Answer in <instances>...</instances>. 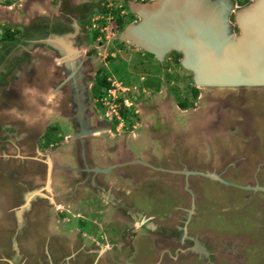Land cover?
Here are the masks:
<instances>
[{
	"label": "rangeland",
	"instance_id": "374dc122",
	"mask_svg": "<svg viewBox=\"0 0 264 264\" xmlns=\"http://www.w3.org/2000/svg\"><path fill=\"white\" fill-rule=\"evenodd\" d=\"M233 1L236 7H242L251 0ZM76 3H78L76 6L87 5L86 9L89 10L90 15L89 21L86 18L85 25L83 24V27L79 28L83 34L81 32L78 35L74 33L73 37L77 35L75 39L73 37L65 39L68 42L72 41L73 46H75L74 42L76 44L79 43L80 48L81 44H85L83 45L85 48L83 51H88V63L83 67L84 70L81 73L84 74L87 85L89 83L90 85L95 83L97 85L95 78L99 76L98 73H102L118 83L124 79L127 86L137 95H140L142 90L141 74L145 71H151L157 75L162 65L155 59L148 57L145 51L131 45L128 46L125 41L120 40V34L126 25L130 22L138 21V17L129 11L128 6L124 5V0H76ZM0 5L11 7L10 10H0V52H2L6 50L5 46L7 47L17 41L20 33L18 31H25V26L30 25V21L34 19L32 17L35 14L33 8H49L44 13L39 14L43 15V19H53L51 15L54 18L57 17L62 1L10 0L7 2L6 0H0ZM50 9L52 13H48ZM84 12L85 10H79L80 14ZM61 16L62 14L58 17ZM118 17L121 18L124 28L118 23ZM230 21L235 29L234 13L230 16ZM235 32L238 33L237 30ZM79 40L85 43L78 42ZM22 45L20 55L27 53L24 56H27L26 58L30 61V46L27 44ZM115 52L119 56L113 59L110 55L111 53L115 54ZM179 57H181V53H170L165 58V67L167 69L171 68V74L168 76L169 82L166 83L167 85L161 82L164 87L155 96V100H152V95L149 98L150 100L148 98L147 100L152 104L157 101L163 105L183 102L184 107L190 104L189 111L193 112L196 109L194 119L191 120L193 123L190 124L195 131L202 126V121L200 120L204 121L206 116L209 115L208 112L213 110L212 116L214 115L213 118L215 120H217L216 116L220 118L223 116L222 120L224 121L220 122L223 128L218 129L219 131H228L232 136L237 135L241 140H246L242 147L239 146V143H236V147H234V144L230 145L229 139L223 135L219 136L216 134L215 138L204 146L205 140H203L197 146L199 149L209 146H207L208 152L199 151L205 159L213 156L214 163L212 164L217 166L219 165L217 159L219 160L221 156L222 159L224 157V154L218 155V149L220 152L222 146H229V154L226 156L232 160L247 151L245 148L253 144L250 143L251 138L264 140V87L245 88L242 97H235L238 88L214 89L201 87L199 90L201 97L197 99L192 96L193 87L191 85L195 84L192 73L176 61ZM132 63L135 64V72L137 74L132 73L129 75L130 77L124 75L127 71L126 69L131 68ZM11 78L15 79L16 75L11 76ZM151 80L144 83L151 92H155L157 89V87L155 88V79L151 78ZM173 82H179L177 89L171 87ZM97 86L99 88V85ZM121 86H125V84H121ZM112 89L118 95L119 89H114V87ZM88 91H90L89 88L87 89ZM10 93H13V90L8 88L6 94L9 95ZM225 95H229L227 100ZM55 96L53 94L51 98ZM98 96L97 92L94 91V95L92 94L91 97H88V101L91 99V102L94 103V101L99 100ZM0 98H6L1 90ZM240 98H243L242 102ZM106 101L109 102L108 105L111 103L108 96H106ZM195 103L197 104L196 107H194ZM112 109L113 107L107 109L110 115L113 114ZM6 111L7 109L4 112ZM56 112L53 115L57 116ZM176 114L179 119L178 110H176ZM189 115V112L181 114L184 123H186L185 117H189ZM155 116L162 117V114L157 113ZM2 117L4 119L5 114ZM163 120L166 121L164 118ZM64 124L67 127L64 130L65 133L70 134L72 132L70 123L67 121ZM210 126L204 127V131H209ZM61 145L66 148L67 142H65V139L62 144L58 143L55 145L57 147L55 149L56 153L62 151ZM159 145L156 147L157 150ZM258 147L254 160L264 155V145ZM211 148L214 152H211ZM159 150L162 152L161 148ZM224 159L227 160L226 157ZM166 162L162 158L161 163ZM2 163L0 158V170H4ZM174 163L172 160V164ZM199 163L201 162L195 159L194 156L184 158L183 161L185 166L189 164L200 167L201 164ZM5 165L12 166L11 170L16 165V161L8 162ZM202 167L205 166L203 165ZM251 170L249 172L248 170H241L239 173L225 172L228 175L224 177L235 182L242 181L243 184L247 180L252 179L253 169ZM255 174L260 180L259 184L264 185V167L260 171L256 170ZM170 177H173L170 178L173 182L179 184V176ZM143 179H145L144 175ZM138 180L140 181L139 178ZM187 181V187L195 191L196 207L190 221L186 225L188 230L186 233L188 236L196 237L199 249H202L203 252L206 251L207 255L203 254L199 257L200 259L197 257V255L199 256L198 253L188 250L192 239H189L191 242L188 243L186 241L188 238H184L183 240L186 242H183L181 247L176 246L175 238L181 234L182 227L185 226L188 215L187 209L190 208V199L189 196L185 197L186 194L183 192L184 196H182L180 203V199H176L175 195L171 194L174 189L166 184L170 180L165 179L157 182L158 185L157 183L155 184V191L153 192L150 191V187L155 182H137L134 184V191L131 190L129 196H126L136 206L134 210L130 211L131 214L123 210L121 212L111 211L103 219L102 217L98 219L93 214L87 215V225L82 227L80 223L79 228V218L75 217V214L81 213V210L75 209L73 205H69L70 203H64L61 205L62 208H60L63 211H66V209L71 211V213L62 214L66 219H59L54 214L57 212L56 209L51 211L52 215H55V219L50 221L49 219L41 220V217L40 220L43 223L45 222L44 225H46V228H44L35 225L34 222L38 219L34 214L29 215L28 212L22 215L19 214L23 211V207L19 206V201L13 202L9 198L4 199L7 194L2 195L0 192V264H56L57 262H60V264H66L67 262L68 264H155L157 262V264H264V226L259 225L257 222L260 220L257 219L259 217L257 214L264 212V191H256L254 194L257 198L253 199L251 196H247L251 194L247 191L227 189L224 186L217 185V183L211 184L202 179H199L201 182L198 185L190 182V176ZM193 181L196 182L195 179ZM162 182H165V184ZM12 186H15V184L14 182L10 183L9 173L6 177L0 175L1 190L6 189L5 193L10 192L11 195H14L12 194ZM159 187L166 188L164 189L165 192L159 193V190H157ZM14 190H17L16 187H14ZM168 195H172V197H169V199ZM152 197L155 200H151ZM91 198L95 200V194ZM141 210L146 211V215H143V213L139 215L138 212ZM151 216H155V219H152ZM137 223L139 225H136ZM23 233L27 234V236H32L31 239H34L33 245H29L31 240L29 241L28 239L23 242L17 237V235L20 236ZM85 233L88 236H85ZM55 236L56 238H54ZM180 236L178 239L181 238ZM77 244L82 245L80 257H76L80 254L75 252ZM164 244L167 247H160V245ZM175 247L182 248L183 251H180L179 248L175 251ZM101 253L103 254L102 257H100Z\"/></svg>",
	"mask_w": 264,
	"mask_h": 264
},
{
	"label": "flooded vegetation",
	"instance_id": "af4514ba",
	"mask_svg": "<svg viewBox=\"0 0 264 264\" xmlns=\"http://www.w3.org/2000/svg\"><path fill=\"white\" fill-rule=\"evenodd\" d=\"M60 1H62V5L58 9L59 13L57 17H55L56 19L53 15H51L53 19H43V15L41 16V14H39L44 13L49 8H33L35 14L32 17L34 19L30 21V25L25 26V31H20L15 43L7 47L5 46L4 48L6 50L0 52V90L3 96L6 97L5 99L0 98V158L4 165V170H0V175L6 177L9 173L10 183L14 182L15 184V186L11 187L12 194L14 195H11L10 192L5 193L6 189H0V192L2 195L7 194L4 196V199L9 198V200L13 202L19 201V206L23 207V211L19 214L22 215L27 212L29 215L34 214L38 219L34 222L35 225L46 228V225H44L45 222L43 223L41 220L49 219L50 221L55 219V215L58 216L59 219H66L62 214L67 212L71 213V211L69 209L63 211V209L61 210L60 208H62V204L70 203L69 205H73L75 209L78 208L81 210V213L75 214V217L79 218L78 228L80 227V223L82 227H85L87 225V215L93 214L98 219H101V217L103 219L106 214L111 211L121 212L123 210L131 214L130 211L134 210L136 206L133 205L132 201L127 199L126 196H129L131 190L134 191V184L137 182H155L151 184L150 187V191L153 192L155 191V184L165 179L170 180V182L166 183L168 187L174 189V192L171 194L175 195L174 197H176V199H180L181 203L182 196H184L183 192H185L187 195H185V197L189 196L191 205L195 191L191 188L187 189L186 183L189 177L186 179V175L182 172L184 170H210L222 172V176L225 178L228 175L225 174V172L239 173L241 170H248L249 172L253 169L252 179L247 180L243 184L242 181L235 182L228 178L225 179L239 185L254 186L256 184L255 171H260L262 167H264V155L257 160H254V158L257 149H259L258 146L264 145V140L251 138L250 143H253L251 144L252 147H246V152L241 153L232 160L228 159L229 157L226 156L229 154V146H222L220 152L218 149V155L221 156L224 154V157L222 159L221 156L219 160L217 159L219 165L216 166L212 164L214 163L213 156L206 157L205 159V157L200 154L201 152L199 153V151L203 153L208 152L207 148L209 147L207 145L208 147L206 146L199 149L197 146L199 142L205 140L204 146L210 143L211 140L215 138L216 134L219 136H226L229 139L230 145L234 144V147H236V143H239V146L242 147L243 143L246 141L244 139L241 140L237 135H233V137L228 131L221 132L218 130L223 128L221 124L224 121L222 120L223 116L222 118L216 116L217 120H215L213 118L214 115L212 116L213 110L209 111V115L206 116L205 120H200L202 121V126L198 127L196 131L193 130L194 128L188 127L183 131L181 139L179 138L181 137L182 131L180 132L179 130L182 129H180L175 116L170 117L176 124L173 127L170 123H165L163 115L162 117L155 116L157 113L162 114L161 110H159L160 104L157 101L152 104L147 99L142 98L145 96L143 94L144 92L148 94L147 96L149 98L151 95L155 94L149 90V87L146 86L144 82L154 78L155 88L157 87L156 92L160 93L162 87H164L161 82L165 84L169 82L168 76L171 74V68L167 69L164 65V61V63L160 62L162 67L158 72L159 74H153L151 71H145L141 74L140 80L142 82V90L140 91V95L132 91L124 82V79L121 80L119 84L117 81H113L110 77L102 73H98L99 76L95 78L97 80V85H99L103 79L107 80V85L99 88L96 83L91 85L89 83V85H87L84 74L82 73V82L87 85V89H90V91L87 92L88 97H91L92 94L94 95V91H96L97 95H99V100L96 102L94 101V103L91 102V99L88 101V113L90 117L88 125H84L87 129L93 130L94 132L76 137V133L80 132V126L74 111L76 107L73 99L75 98L74 86L71 82L62 85L60 88L58 86L72 71V66L71 62L65 59L64 55L66 53H62V50L65 51V49L61 46V43L57 42V36L66 38L67 34H80V29L83 27V24L85 25L86 18H88L89 21L90 15L88 12L89 10L86 9L87 5L76 6V4H78L76 0ZM79 10H85V12L80 14ZM48 13H52V10L50 9ZM127 13L129 12L127 11ZM60 14H62V16L58 17ZM77 29H79V31H77ZM235 30H237L236 27ZM81 34H83V32H81ZM77 35H75V37ZM75 37L73 38L75 39ZM78 42L82 41L79 40ZM125 42L130 46L129 42ZM22 44L30 46V61L26 58L27 56H24L27 55V53H22V55H20L22 51L21 47H23ZM74 45V55H77H75V64L81 63L82 67H84L86 63H88V51H83L85 50L83 46L85 44H81V48L79 43L76 44L74 42ZM173 53L175 54L178 52L172 51L171 54ZM110 56L116 59L119 55L117 53H111ZM181 57L177 60L175 59L179 64H181ZM82 70L84 69L81 68V72ZM126 70L124 75L129 76L132 73L137 74L135 72L134 63H132L130 69L127 68ZM15 75V79L11 78V76ZM121 84H125V86H121ZM178 85L179 82H173L171 87L177 89ZM191 86L193 87L192 96L199 99L201 97L199 93L201 87L196 84H192ZM113 87L114 89H119L118 95L115 91L114 94L110 92V90H113ZM8 88L12 89L13 93L7 95L6 91ZM244 89L245 88H238L235 97H242L245 92ZM104 93H106L104 98L108 96L111 100L109 105V102L103 99L102 95H104ZM53 94L56 96L51 98ZM228 96L229 95H225L226 100ZM240 101L242 102L243 98H240ZM181 104H183V102H178L177 106L180 108V106H182ZM196 105L195 103L194 107H196ZM109 107H113V114L111 115L107 112ZM190 107V104H188L187 107L183 108L190 109ZM5 109H7L6 112H4ZM55 111H57V116L53 115ZM194 111H196V109H194ZM149 113H152L154 117L150 119ZM1 114H5L4 119ZM144 115L147 118H145ZM67 121L70 123L72 129L70 134H66L64 131L65 128H67L64 122ZM166 121H169V119ZM208 126H210V129L205 132L203 128ZM188 135L193 136L187 141L186 137H188ZM147 138L156 144V141H158L160 143L159 148H161L162 151L167 150L165 147L166 144H174V138H176L177 142L170 146V154L163 157L164 161H167L163 163L164 166L153 163V160L148 159L150 165L140 164L139 168L141 169L142 167L144 169L140 171L135 166L139 165V163L132 162L138 158H135L133 155L128 156L126 151H130L133 144L134 147H138V145H136L137 139H142L144 141V147L146 148L145 141ZM64 139L65 142H67L66 148L61 145L62 151L56 153L55 149L57 147H55V145L58 143L62 144ZM118 146H122L123 151L118 150ZM154 146H152V148ZM211 152H214L212 148ZM192 156L201 162L199 163L201 164L200 167L198 165L188 164V166H185L183 164L184 158H190ZM225 157L227 160L224 159ZM172 160L175 162L174 164H172ZM11 161H16V165L10 170L12 166L9 167L5 164ZM178 165L180 166L178 167ZM203 165L205 167H202ZM97 168H99V172H96ZM105 168L110 169L104 171L103 169ZM147 168L149 170H146ZM133 172H136L140 181L137 179V182H133L129 179ZM160 174H162L161 177H159ZM143 175L145 179H143ZM170 176H179V184L173 182L172 179H170L173 177ZM189 176L191 183L200 185L201 181H199V179H202L211 184L217 183V185L224 186L227 189H238L239 191L250 192L251 194L247 196H251L253 199L257 198L254 194L256 191L251 189L228 186L219 181L200 175L191 174ZM193 179H195L196 182H194ZM162 183L165 184V182ZM14 187L17 189V194ZM164 189L159 187L157 190H159V193H164ZM94 194L95 200L91 198ZM172 195H168V198L172 197ZM18 198L21 200H18ZM153 199L155 200L154 197H152L151 200ZM261 208L263 207L261 206ZM52 209L57 210V212L54 213L55 215H52ZM145 212L141 210L138 214L141 215L143 213V215H146ZM257 215H259L257 219H260L257 222L259 225L264 226V212H259ZM151 218L155 219V216H151ZM85 234V236H88L87 233ZM184 234L185 230L183 226L181 234L175 238L176 246L181 247L183 242H191V240L189 241L191 236H188L187 233L186 236H184ZM179 236L181 237L179 238L180 240L178 239ZM17 237L23 242L28 239L29 241L31 240L32 243L30 242L29 245H33L34 243V239H31L32 236H27L25 233L20 236L17 235ZM54 238H56V236ZM184 238L188 239L184 241ZM189 245L188 250L194 245L193 240ZM160 247L164 248L167 246L164 244L162 246L160 245ZM178 248L175 247L174 250L176 251ZM179 250L183 251L182 248H179ZM75 252L80 253L76 256L80 257L82 254V245L77 244ZM197 257L200 259L198 255ZM56 264H60V262ZM66 264H68V262Z\"/></svg>",
	"mask_w": 264,
	"mask_h": 264
},
{
	"label": "water",
	"instance_id": "95a60500",
	"mask_svg": "<svg viewBox=\"0 0 264 264\" xmlns=\"http://www.w3.org/2000/svg\"><path fill=\"white\" fill-rule=\"evenodd\" d=\"M129 11L138 17L130 22L120 34L121 41L144 50L146 55L163 62L172 51L181 53V65L193 74L194 83L214 89L264 87V0H251L247 5L236 7L233 0H151L145 3L129 0ZM234 13L236 28L230 21ZM74 34H67L66 38ZM58 37L65 51V59L71 62L72 71L58 86L71 82L74 86L77 121L80 132L76 137L93 133L84 125L89 123L87 85L82 82V64H75V49L72 41ZM78 51V49H77ZM77 56V55H76ZM133 163L150 165L142 159ZM99 168L96 169V172ZM110 168L103 169L104 171ZM189 175H200L253 191H264L259 184L239 185L222 176V172L210 170H184ZM187 187V183H186ZM188 189V187H187ZM193 196L186 225L194 213ZM194 245L189 248L199 257L206 254L198 247V239L191 237ZM207 255V254H206ZM158 263V262H157Z\"/></svg>",
	"mask_w": 264,
	"mask_h": 264
},
{
	"label": "crops",
	"instance_id": "0c3cea01",
	"mask_svg": "<svg viewBox=\"0 0 264 264\" xmlns=\"http://www.w3.org/2000/svg\"><path fill=\"white\" fill-rule=\"evenodd\" d=\"M11 9V7H8V6H5V5H0V10H10ZM141 50V49H140ZM115 53H117V52H115ZM153 93H155V94H153ZM152 94L154 95H152V100H155L154 98H155V96L158 94V92H153ZM144 95H145V93H143ZM148 95V94H147ZM147 95H145V96H143L142 98L143 99H147V98H149V97H147ZM182 106H180V108L177 106V102H175V103H173V104H168V105H163L162 103L160 104V106H159V110H161V113H162V115H163V117L165 118V120H168L169 119V121H165V123L167 124V123H170V125L173 127L174 125H176L175 124V122H173L172 120H171V116H175V118H176V120H177V122L179 123V127H180V129H182V130H179L180 132L182 131V133H181V137L179 138V139H181L182 138V134H183V131L185 130V129H187L188 127H191L190 126V124H192L193 122H191V120H193L194 119V114H196V113H194V112H196V111H189V109H184L183 108V104H181ZM183 108V109H182ZM176 110H178L179 111V115H180V118L178 119V117L176 116L177 114H176ZM169 111V113H167ZM184 112H189V117L188 116H186L185 117V120H186V123H184L183 122V118L181 117V114H183ZM150 114V119L152 118V116H153V114L152 113H149ZM159 117V116H158ZM154 119V118H153ZM152 119V120H153ZM180 119H182V120H180ZM189 121V122H188ZM196 122V121H195ZM173 131H174V128H173ZM178 136V135H177ZM177 136H176V138H177ZM193 135H188V137H186L187 138V141L188 140H190L191 139V137H192ZM176 138H174L173 139V142H174V144L177 142L176 141ZM134 140H136V139H134ZM138 141H136V145H138V147L137 148H135L134 147V144L132 145V149L130 150V151H126L127 152V155L129 156V155H133L135 158H139V159H142V160H144V161H147V162H149L148 161V159H151V160H153V161H155V162H153V163H158V164H161V165H163V163H161V160H162V158L164 157V156H168L167 154H170L169 153V151H170V146H172V145H174L173 143H169V145L168 144H166V151H162V152H160V150H159V148H158V150H157V145H159L160 143L158 142V141H156L157 142V144L156 143H153L149 138H147V140L145 141V145H146V148L144 147V141L142 140V139H137ZM139 140H142V141H139ZM154 144H155V146H154ZM152 146H154L153 148H152ZM119 148H118V150H122L123 148H122V146H118ZM123 151V150H122ZM167 152V153H166ZM163 154H166V155H163ZM136 166V168H139V166H140V164L139 165H135ZM141 169H143L142 167H141ZM141 169H139L140 171H141ZM144 170V169H143ZM142 170V171H143ZM146 170H149L148 168L146 169ZM151 171V170H150ZM129 179H131L133 182H137V179H138V176H137V174H136V172H133V173H131V175H130V178ZM105 197V196H104ZM136 225H139L138 223L136 224ZM103 253V252H102ZM101 253V255H100V257H102V254Z\"/></svg>",
	"mask_w": 264,
	"mask_h": 264
},
{
	"label": "trees",
	"instance_id": "16d2710c",
	"mask_svg": "<svg viewBox=\"0 0 264 264\" xmlns=\"http://www.w3.org/2000/svg\"><path fill=\"white\" fill-rule=\"evenodd\" d=\"M10 0H8V2H9ZM117 21H118V23L120 24V26H122V28H124V26H123V24H122V20H121V18L120 17H118L117 18ZM18 32H20V31H18ZM7 33H8V31H7ZM7 33H6V35H7ZM179 54V53H178ZM107 80H105V79H103L102 80V82L99 84V87H103V86H105V85H107ZM185 105L183 104V107H184ZM185 108V107H184Z\"/></svg>",
	"mask_w": 264,
	"mask_h": 264
},
{
	"label": "clouds",
	"instance_id": "9594fccd",
	"mask_svg": "<svg viewBox=\"0 0 264 264\" xmlns=\"http://www.w3.org/2000/svg\"><path fill=\"white\" fill-rule=\"evenodd\" d=\"M5 1V0H4ZM7 2H8V0H6ZM129 0H124V5L125 6H128L127 5V2H128ZM134 1H136V0H134ZM139 2V1H138ZM145 3V2H144ZM6 6V5H5ZM8 7H10V6H8ZM129 9V8H128ZM200 87V86H199ZM105 95H106V93H104V95H102L103 97H105ZM139 224V223H138ZM155 264H157V263H155Z\"/></svg>",
	"mask_w": 264,
	"mask_h": 264
},
{
	"label": "built area",
	"instance_id": "2783aa9c",
	"mask_svg": "<svg viewBox=\"0 0 264 264\" xmlns=\"http://www.w3.org/2000/svg\"><path fill=\"white\" fill-rule=\"evenodd\" d=\"M136 1L144 3V2L151 1V0H136ZM110 92H112V94H114V90H110ZM103 99L106 101V98L103 97Z\"/></svg>",
	"mask_w": 264,
	"mask_h": 264
}]
</instances>
